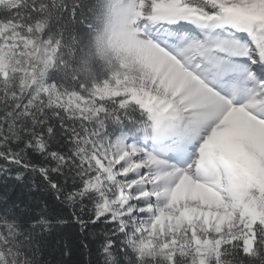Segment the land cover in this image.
<instances>
[{
  "label": "snow or ice",
  "instance_id": "1",
  "mask_svg": "<svg viewBox=\"0 0 264 264\" xmlns=\"http://www.w3.org/2000/svg\"><path fill=\"white\" fill-rule=\"evenodd\" d=\"M0 264H264V0H0Z\"/></svg>",
  "mask_w": 264,
  "mask_h": 264
}]
</instances>
